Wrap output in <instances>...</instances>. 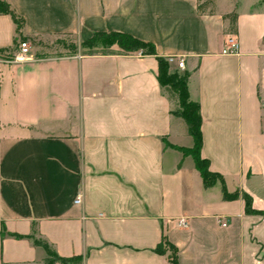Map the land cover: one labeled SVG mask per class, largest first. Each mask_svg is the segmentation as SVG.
Segmentation results:
<instances>
[{
    "label": "crops",
    "instance_id": "0c3cea01",
    "mask_svg": "<svg viewBox=\"0 0 264 264\" xmlns=\"http://www.w3.org/2000/svg\"><path fill=\"white\" fill-rule=\"evenodd\" d=\"M3 1L22 22L0 14V264L41 260L32 232L83 264H168L154 250L162 233L178 264H264V0H214L212 13H198L205 0ZM99 32L152 43L156 56L69 54ZM228 35L236 55L221 54ZM21 42L30 59L12 61ZM156 57L190 72L200 155L237 198L204 187L174 147L193 140Z\"/></svg>",
    "mask_w": 264,
    "mask_h": 264
},
{
    "label": "trees",
    "instance_id": "16d2710c",
    "mask_svg": "<svg viewBox=\"0 0 264 264\" xmlns=\"http://www.w3.org/2000/svg\"><path fill=\"white\" fill-rule=\"evenodd\" d=\"M213 1L214 0H205L198 3V13H202L206 9L212 13L214 6ZM0 14L10 15L16 24L17 29L20 28L22 21L16 17L8 3L3 0H0ZM222 18L224 21L228 22V30L232 33H236V14H226ZM69 47V49H71L69 54L79 52L84 56L134 55L138 53L142 55L156 56L155 47L152 43L141 41L126 33L117 32L95 33L79 46L69 44ZM156 60L158 64L157 80L163 94L171 104L170 112L174 117L181 119V122L184 125V132L191 136L193 140L191 147H174L182 151L184 155H190L192 157L194 166L200 173L204 187H209L216 182H220L222 198L224 200L237 198L239 193L237 191L228 192L222 175L211 171L209 168V161L200 155L202 142L200 129L201 114L198 103L192 101L189 96L188 80L191 75L190 72L172 69L170 61L166 58L156 57ZM165 143L167 144V142ZM242 196L245 200V211L247 213H256L251 206L252 202L250 196L247 194H242ZM27 237L31 239L33 245L41 246L44 249L46 253L45 256L38 261L17 263L4 262L2 264H83L82 256H60L53 244L41 236H36L33 232ZM154 250L159 254L165 255L168 264H178V249L168 240L165 233H162L161 240Z\"/></svg>",
    "mask_w": 264,
    "mask_h": 264
},
{
    "label": "built area",
    "instance_id": "2783aa9c",
    "mask_svg": "<svg viewBox=\"0 0 264 264\" xmlns=\"http://www.w3.org/2000/svg\"><path fill=\"white\" fill-rule=\"evenodd\" d=\"M239 50V45L237 40L235 39V37L233 35H228L225 39L224 42V46L221 50V54L222 55H236L238 53ZM29 46L27 45V43L25 42H21L19 45V52L18 54L14 57V59L12 61H27L29 60ZM170 61H172L170 59ZM10 62V61H8ZM177 67L179 69H183L184 68V62L183 61H178L177 63ZM74 202L76 204L81 202V195L79 194L78 196H76ZM179 225H186V220L184 218L180 219L178 222ZM222 225H226L225 222H222Z\"/></svg>",
    "mask_w": 264,
    "mask_h": 264
},
{
    "label": "rangeland",
    "instance_id": "374dc122",
    "mask_svg": "<svg viewBox=\"0 0 264 264\" xmlns=\"http://www.w3.org/2000/svg\"><path fill=\"white\" fill-rule=\"evenodd\" d=\"M68 43V42H67ZM67 47H68V51H71V49H69L70 47H69V45H67ZM57 51H65L64 49H63V47L62 46H60V47H58V49L56 50V52L55 53H53V54H56L57 53ZM179 120H181V119H179ZM181 122V121H180ZM180 125H183V124H180Z\"/></svg>",
    "mask_w": 264,
    "mask_h": 264
}]
</instances>
